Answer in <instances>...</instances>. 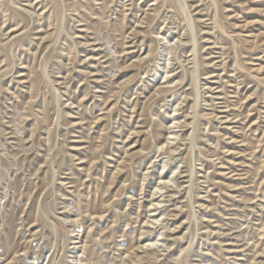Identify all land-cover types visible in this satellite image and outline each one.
Listing matches in <instances>:
<instances>
[{
	"label": "rangeland",
	"instance_id": "rangeland-1",
	"mask_svg": "<svg viewBox=\"0 0 264 264\" xmlns=\"http://www.w3.org/2000/svg\"><path fill=\"white\" fill-rule=\"evenodd\" d=\"M0 246L264 264V0H0Z\"/></svg>",
	"mask_w": 264,
	"mask_h": 264
},
{
	"label": "bare ground",
	"instance_id": "bare-ground-1",
	"mask_svg": "<svg viewBox=\"0 0 264 264\" xmlns=\"http://www.w3.org/2000/svg\"><path fill=\"white\" fill-rule=\"evenodd\" d=\"M175 134L174 133H171V136H169L167 139H166V141H165V143H163L165 146H166V148L170 145V141L171 140H173V136H174ZM162 144V146H159V150H162L163 149V145ZM165 150V149H164ZM177 150V149H176ZM160 152V151H159ZM163 152V151H162ZM163 165H165V164H163ZM164 169V168H163ZM182 174V173H181ZM177 175V174H176ZM183 175V174H182ZM187 176V175H186ZM189 177V176H188ZM178 178H182L181 176H179L178 175ZM176 179V178H175ZM171 180H173V178H171ZM189 180H187L186 182H188ZM182 182V181H181ZM189 183V182H188ZM184 184V183H183ZM180 185V184H179ZM178 185V186H179ZM163 188H166V187H162V188H158L157 190H162ZM176 191H177V189H175ZM182 190V189H181ZM180 190V191H181ZM172 191H174V190H172ZM166 192V191H165ZM170 195V194H169ZM174 195V194H173ZM180 195V194H179ZM151 196H152V194H151ZM165 197V196H164ZM150 198H152V197H150ZM171 198H173L172 196H171ZM169 199V198H168ZM150 200V199H149ZM157 200V199H156ZM153 201V200H152ZM165 201H167V200H165ZM173 201V200H172ZM161 202V201H160ZM159 202V203H160ZM150 203V202H149ZM153 203V202H152ZM152 206H154L153 204H151ZM149 208V207H148ZM155 208V207H154ZM153 211H155V209H152ZM152 211V212H153ZM10 226H11V224H10ZM12 227V226H11ZM12 231V230H11ZM11 231H9V232H11ZM11 234V233H10ZM9 235V234H8ZM160 234H158V236H159ZM9 238V237H8ZM4 241V240H3ZM153 243H155V241L153 242ZM5 244V243H4ZM1 245H2V243H1ZM145 245V244H144ZM153 245V244H152ZM3 246V245H2ZM6 246V245H5ZM1 247V246H0ZM5 248V247H4ZM1 249V248H0ZM11 249V248H10ZM6 250V249H5ZM14 251V250H13ZM10 252H11V250H10ZM12 253V252H11ZM15 258V257H14ZM51 259H53V258H51ZM53 262V261H52ZM49 263H51V261H49Z\"/></svg>",
	"mask_w": 264,
	"mask_h": 264
}]
</instances>
